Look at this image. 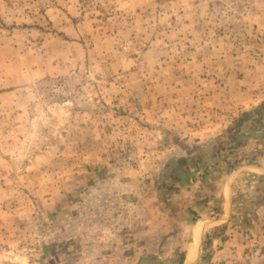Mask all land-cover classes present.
I'll return each instance as SVG.
<instances>
[{
    "label": "rangeland",
    "instance_id": "1",
    "mask_svg": "<svg viewBox=\"0 0 264 264\" xmlns=\"http://www.w3.org/2000/svg\"><path fill=\"white\" fill-rule=\"evenodd\" d=\"M251 126L264 0H0V264L179 259L176 165L241 163ZM221 224L194 264H264L263 213Z\"/></svg>",
    "mask_w": 264,
    "mask_h": 264
},
{
    "label": "crops",
    "instance_id": "2",
    "mask_svg": "<svg viewBox=\"0 0 264 264\" xmlns=\"http://www.w3.org/2000/svg\"><path fill=\"white\" fill-rule=\"evenodd\" d=\"M243 126L241 124V129ZM250 128L249 131H241L248 135V137L243 136L247 143L244 141L245 145L236 144V148L240 149L239 151H241L243 158L246 156L241 163H237L233 167H228L227 163H223L222 169L220 171L216 169L218 172L215 173L210 171V169H215L214 165L211 166V160L214 156L207 153V162H201L203 166L200 165L196 160L197 158L193 155L187 156L188 159H186L189 160V168L184 164L183 166L179 163L176 165L179 178L175 181L178 188H175L173 193L175 194V200L178 201L177 205L186 208L187 211V214L182 211V216H185L186 221L179 222L178 227L185 231L190 226L194 227L197 225L201 241L198 242L195 256L191 262H186V255L191 240L185 245L183 244V248L179 242L172 243L171 245L175 249H179L177 254H179L180 258H176L175 251L172 254V259L167 264H194L197 262L201 255L199 252H201L203 247V239L211 238V234L219 226H223V224L219 225L221 221L222 223L227 222V224H230L232 218L254 216V213L256 215L257 213L258 215L264 214V198H262L264 196V127L251 126ZM241 132H239V137ZM217 134L219 133L217 132L215 135ZM213 135L201 133L196 137L207 139L213 137ZM195 143H198V141ZM234 144V142L228 144L229 151L234 148ZM210 173H213V185H203L202 178ZM256 205L263 207L259 209L255 207ZM180 207H177L178 211ZM172 215L174 218L177 213L174 212ZM201 215H204L203 218L199 217ZM192 218L195 219L193 220ZM162 247H165V244ZM180 251L184 252L183 258Z\"/></svg>",
    "mask_w": 264,
    "mask_h": 264
},
{
    "label": "bare ground",
    "instance_id": "3",
    "mask_svg": "<svg viewBox=\"0 0 264 264\" xmlns=\"http://www.w3.org/2000/svg\"><path fill=\"white\" fill-rule=\"evenodd\" d=\"M199 229L197 226V230L191 233V242L188 247L187 255H186V262H191L195 256L196 249H197V241L199 240Z\"/></svg>",
    "mask_w": 264,
    "mask_h": 264
}]
</instances>
